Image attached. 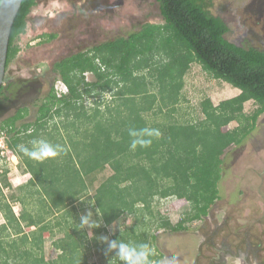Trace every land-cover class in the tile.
<instances>
[{
  "label": "trees",
  "instance_id": "obj_1",
  "mask_svg": "<svg viewBox=\"0 0 264 264\" xmlns=\"http://www.w3.org/2000/svg\"><path fill=\"white\" fill-rule=\"evenodd\" d=\"M158 2L164 23L146 22L125 36L54 62L52 70L67 92L58 96L52 87L33 123L15 126L26 107L3 121L2 129L9 127L6 130L14 134L9 143L13 148L23 145L33 150L42 136L58 154L42 161L23 157L31 176L18 186L19 213L0 187L4 217L0 264H92L79 214L86 202L103 225L123 214L135 217L136 223L114 234L112 241L150 246L157 233L150 237L148 228L138 227V222L146 213L154 215L155 197H172L174 207L189 204L177 225L160 216L158 226L174 230L207 215L220 198L226 150L240 144L264 112V50L227 39L228 24L210 12L208 0ZM36 3L22 0L11 29L6 67L19 51L15 39L25 32ZM43 37L51 39L54 34ZM192 62L240 91L217 104L203 99L204 117L198 122L171 120ZM87 71L94 80L85 79ZM3 88L4 83L0 93ZM106 93L108 99L103 97ZM87 97H95L89 106ZM248 100L257 107L246 116L243 105ZM48 119H54L53 128L40 132ZM232 121L236 126L229 125ZM106 166L111 174L90 196L86 176ZM47 237L57 250L49 259L43 252ZM149 259L152 264L158 255L153 252Z\"/></svg>",
  "mask_w": 264,
  "mask_h": 264
},
{
  "label": "rangeland",
  "instance_id": "obj_2",
  "mask_svg": "<svg viewBox=\"0 0 264 264\" xmlns=\"http://www.w3.org/2000/svg\"><path fill=\"white\" fill-rule=\"evenodd\" d=\"M208 3L210 12L221 16L228 24L227 39L264 50V0H208ZM146 22L164 23L158 0H37L27 17L25 32L15 39L19 51L6 67L4 88L0 93V126L21 107H26L27 111L15 126L35 122L39 107L50 89L59 88L58 92H63L64 83L52 70L54 62L79 51H89L93 45L125 36ZM48 32H54L56 36L51 39L43 37ZM84 76L86 80H94L89 71ZM92 90L96 92L97 89ZM239 91L225 80L213 77L199 63L192 62L184 75L181 102L171 120L198 122L204 117L201 109L203 99L209 98L217 104ZM108 96V93L103 95L104 99ZM94 99L85 98V105L89 106ZM256 107L253 100L244 102L243 113L248 116ZM53 120H49L40 132L51 131ZM236 124V121L229 123L231 127ZM8 132V147L0 157V187L13 210L19 213L20 201L13 198L20 194L18 186L25 183L29 175L22 162L26 156L20 151L22 145L10 146L14 134ZM41 139L35 142L33 150ZM11 155L18 163L13 162ZM109 174L111 170L106 166L96 174L86 176L90 196ZM219 190L220 198L207 215L184 222L186 228L178 230L158 226L160 216L177 225L189 210V204L174 207L172 197L154 198V215L146 213L143 222H138V227L148 228L150 237L157 233L149 246L158 255L152 264H206V256L216 254L214 246L218 247L221 240L237 243L245 237L250 240L251 247H258V260L264 264V112L257 117L250 134L240 144L226 150ZM86 203L79 214L84 216L90 212L91 220L95 222L94 227L84 225L91 245L88 261L92 264H120L115 250L108 251L106 247L114 234L136 223L135 217L123 214L103 225L96 220L93 207ZM3 221L0 210V223ZM199 250L201 254H198ZM43 252L46 259L57 255L50 237L44 241ZM227 263L233 264V259L229 258Z\"/></svg>",
  "mask_w": 264,
  "mask_h": 264
},
{
  "label": "clouds",
  "instance_id": "obj_3",
  "mask_svg": "<svg viewBox=\"0 0 264 264\" xmlns=\"http://www.w3.org/2000/svg\"><path fill=\"white\" fill-rule=\"evenodd\" d=\"M20 151L36 160H43L48 157H55L57 150L44 141L39 142V146L35 150H29L27 147L21 146ZM81 225L94 227L95 222L91 220V213L81 216ZM108 250H115V257H118L121 264H150V256L153 250L145 243H131L121 240H113L108 243Z\"/></svg>",
  "mask_w": 264,
  "mask_h": 264
},
{
  "label": "flooded vegetation",
  "instance_id": "obj_4",
  "mask_svg": "<svg viewBox=\"0 0 264 264\" xmlns=\"http://www.w3.org/2000/svg\"><path fill=\"white\" fill-rule=\"evenodd\" d=\"M47 34L56 36L54 32H48ZM250 244V240L246 237L243 241H237V243L231 242V240L226 242L223 239L218 247L214 246L216 254L210 257L206 256L208 259L206 264H228L227 260L229 258L233 259V264H260L258 247L254 246L255 248H253ZM201 253L202 251L199 250L198 254Z\"/></svg>",
  "mask_w": 264,
  "mask_h": 264
},
{
  "label": "water",
  "instance_id": "obj_5",
  "mask_svg": "<svg viewBox=\"0 0 264 264\" xmlns=\"http://www.w3.org/2000/svg\"><path fill=\"white\" fill-rule=\"evenodd\" d=\"M21 3L22 0H0V89L5 78L11 29Z\"/></svg>",
  "mask_w": 264,
  "mask_h": 264
},
{
  "label": "built area",
  "instance_id": "obj_6",
  "mask_svg": "<svg viewBox=\"0 0 264 264\" xmlns=\"http://www.w3.org/2000/svg\"><path fill=\"white\" fill-rule=\"evenodd\" d=\"M64 86H65V89L64 90H61L63 92H60V93L58 92L59 91V88H55L56 89L55 90L56 91V94L58 96H60V95H62V94H64V93L67 92V87H66L65 84H64ZM6 140L8 141L7 131L5 129L0 128V157H2L4 155V150H5L6 147H8V143H6ZM13 155H11L10 157L12 158L13 162L15 163L16 162L14 160V158H15L14 156L15 155L14 156Z\"/></svg>",
  "mask_w": 264,
  "mask_h": 264
},
{
  "label": "crops",
  "instance_id": "obj_7",
  "mask_svg": "<svg viewBox=\"0 0 264 264\" xmlns=\"http://www.w3.org/2000/svg\"><path fill=\"white\" fill-rule=\"evenodd\" d=\"M249 101V100H248ZM247 102V101H246ZM49 120H52V119H49ZM48 123V122H47ZM46 126V125H45ZM0 128H2V126H0ZM8 129H9V127H7ZM6 128V129H7ZM9 133V132H8ZM12 138V137H11ZM10 141H11V139H10ZM50 143L52 142V141H49ZM11 146V145H10ZM20 146V145H19ZM23 146V145H22ZM13 147V146H12ZM15 154H16V152H14ZM18 155V154H17ZM17 163H18V161H17ZM26 173H28V175H29V177L31 176L30 174H29V172H27L26 171ZM16 197L17 196H15L13 199H16ZM12 198V197H11ZM16 200H18V199H16ZM9 202H10V200H9ZM11 203V202H10ZM12 205V204H11ZM12 208H13V205H12ZM17 213V212H16ZM4 222V221H3ZM2 223V222H1ZM89 262V261H88ZM90 263V262H89Z\"/></svg>",
  "mask_w": 264,
  "mask_h": 264
}]
</instances>
